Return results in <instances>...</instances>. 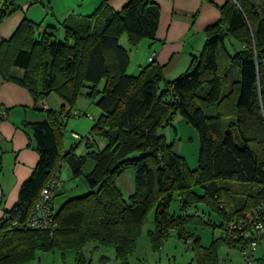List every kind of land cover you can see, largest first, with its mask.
<instances>
[{"label": "trees", "instance_id": "trees-1", "mask_svg": "<svg viewBox=\"0 0 264 264\" xmlns=\"http://www.w3.org/2000/svg\"><path fill=\"white\" fill-rule=\"evenodd\" d=\"M14 8L6 0L0 24ZM220 11V19L207 28L201 52L172 80L165 78L155 58L137 74H128L129 51L120 43L123 35L133 45L142 38H156L160 7L153 0H128L120 11L101 0L77 24L62 23L64 36H58L53 25L36 36L35 22L25 17L12 37L2 41L4 78L28 88L40 105L54 92L70 109L59 116L49 109L50 119L30 126L39 161L21 187L19 203L0 220V264H23L36 251L55 248H73L76 264H88L84 249L92 241L114 246L117 256L126 260L152 210L156 228L150 235L159 246L173 228L185 241L193 237L185 224L193 217L188 211L198 203L216 212L224 229L228 221L264 201V0H228ZM227 38H236L242 48L230 51ZM230 65L240 70V78L232 83ZM14 67L24 71L22 77L11 74ZM85 88L100 109L91 133L105 138L107 145L101 149L95 139L85 140L90 150L86 154L77 155V145L62 153L64 119L72 116ZM212 106L216 113L208 115ZM178 113L199 134L196 169L189 168L175 143L161 132L173 127ZM88 159L95 161L85 174L90 192L70 198L55 212L53 231L27 227L39 193L60 162L79 177ZM128 168L135 172V190L125 198L117 178ZM197 187L204 189L202 194ZM232 193L245 195L238 209L227 206L226 196ZM176 194L179 210L171 213ZM16 221L24 225L15 226ZM199 242L198 236L191 242L201 248L196 250L198 259L211 262L215 242L208 248Z\"/></svg>", "mask_w": 264, "mask_h": 264}, {"label": "crops", "instance_id": "crops-1", "mask_svg": "<svg viewBox=\"0 0 264 264\" xmlns=\"http://www.w3.org/2000/svg\"><path fill=\"white\" fill-rule=\"evenodd\" d=\"M13 6L17 11L5 19L0 24V44L4 39L11 38L16 32L21 20L25 17L35 22L30 8L33 4L46 6L47 12H51V16L47 19L46 25L43 26L40 33L44 30L48 31V26L53 25L57 28V35L64 36V28L62 23L75 25L85 16L91 15L100 5L101 0H73L76 4L61 9L57 4H52L51 0H11ZM128 0H109V4L116 11H120ZM158 3L160 7V20L156 33V38L149 39L145 43L143 50L145 55L140 59L139 67L136 72L147 65L151 60L150 57L155 55V59L163 67V74L167 80L175 75L178 77L184 73L191 65L194 55H198L204 47L207 38V28L217 22L221 17L220 8L228 0H153ZM6 0H0V9L5 7ZM36 24V23H35ZM39 33V34H40ZM120 43L128 49L129 43H123L122 38ZM128 38V37H127ZM128 42V41H127ZM129 51V50H128ZM143 53V52H142ZM135 57V55H134ZM133 57V58H134ZM146 57L148 61L146 62ZM146 62V63H145ZM14 76H23L24 71L20 67H14L11 70ZM227 74L230 83L237 81L240 78V70L234 65H230ZM230 85V84H229ZM230 86H228V92ZM0 106L7 109V117L0 120V220L19 203V192L23 183L30 179L34 168L37 167L40 153L37 150V141L31 133V124L42 120L50 119L49 109L55 110L57 115H61L60 111L67 112L70 107L66 102L56 93H51L41 105L36 103L32 92L21 84L13 80L4 78L0 72ZM79 110L73 111L72 113ZM208 115L216 113V107L212 106L206 110ZM100 114V113H99ZM93 116V124L95 119L99 116ZM71 117V116H70ZM64 133L61 139L62 153L70 149L71 146L77 145L76 154L84 155L88 151L85 140L74 138L67 132L69 125V118L64 119ZM91 127V130H92ZM174 127V126H173ZM75 134L78 132L73 131ZM91 132V131H90ZM69 135V137H68ZM83 137V136H81ZM95 145L98 148H104L107 145L105 138L95 136ZM176 150V148H175ZM177 153H179L176 150ZM95 166L93 159H88L82 168L83 175L73 177L70 166L62 161L58 169L59 179L62 185L58 188L54 207L57 212L61 206L70 198L82 196L90 192L85 174L89 173ZM117 183L120 186L125 198H128L135 190V172L132 168L123 171L117 178ZM232 193L226 196L228 200L227 206L238 209L245 200V195ZM207 206V205H205ZM207 206L206 212H198V210L188 211L193 217H190L185 224V230L200 237L199 244L204 247H210L215 242L213 248V260L211 262L202 263L197 256V249L192 245L191 247L196 251L195 260L199 264H245L239 253V246L233 245L228 241L222 240L223 229L219 227L224 220L217 223L209 213ZM213 211V210H212ZM155 220V215H154ZM211 227L212 239L209 242L203 243L202 237L196 232L198 227ZM156 228V222L154 231ZM214 228H219L218 234ZM177 232L175 228L171 232ZM178 235V232H177ZM179 237V235H178ZM180 238V237H179ZM166 240V239H165ZM190 241V239H188ZM191 243V242H190ZM89 248L85 252V260L88 264H103L107 259L112 260L117 256L114 247L97 245V242L87 243ZM92 247V248H91ZM107 248V249H106ZM55 248L47 251L38 250L34 256L25 261L23 264H76V250L73 253ZM112 249L113 251H111ZM107 250V252H105ZM71 252V251H70ZM118 257V256H117ZM118 260V259H117ZM193 258V262L195 261ZM254 264H264V239L260 242V246L256 252Z\"/></svg>", "mask_w": 264, "mask_h": 264}, {"label": "rangeland", "instance_id": "rangeland-1", "mask_svg": "<svg viewBox=\"0 0 264 264\" xmlns=\"http://www.w3.org/2000/svg\"><path fill=\"white\" fill-rule=\"evenodd\" d=\"M51 1L53 6L57 2V4L60 6L61 9H64L70 6L71 4H76L73 0H51ZM87 2L89 3L92 1L87 0ZM47 9L48 8L46 6L39 4L38 5L33 4L30 8V12L31 14H33V19L35 20L36 23L35 26L36 36H38L43 26L46 25V22L48 21L47 19L52 15L51 12L50 13L47 12ZM16 11L17 9L13 10V12L10 13L5 19L12 16ZM148 41H150L148 38H142L137 44L135 45L131 44L130 46H128L127 49L129 50V64L127 69L128 74L135 75L138 73L136 71L139 67L138 65L140 63V59L143 58L145 55L143 50L145 49V43ZM122 42L125 44L129 43L127 36H124L122 38ZM226 42L228 48L232 52L234 51L235 48L236 49L242 48L241 43L236 38H233L232 42H230L229 38H227ZM147 61H148V57H146V62ZM262 61L264 63V56L262 57ZM176 76L177 75L171 78H176ZM104 84H105V80H103L100 84H98L97 89L102 90ZM95 99H96L95 97H89L87 95V88H85L82 94L77 98L75 104L73 105L74 107L73 111L79 110L81 114H83L84 112L89 114L88 116L69 117V125L67 126L68 129L67 132L69 133V135H71L74 138V140H79L81 136H86L91 131V127L93 124L92 118L93 116L95 117L100 113V109L95 104ZM173 123H174L173 125L174 127L168 126L164 129H161V132L165 134L168 142L173 141L175 143L176 150L186 160V163L189 166V168L196 169L199 164V148H200L198 131L191 124H189L180 113L175 115ZM73 131L78 132V134H75ZM239 187L240 186L236 188ZM239 189L241 191L245 188L241 186ZM196 190L201 194L204 191V189L200 187H197ZM179 199L180 198L178 194H176L170 205L171 213L179 210ZM198 209H199L198 212H201L202 214L203 211L206 212L207 206H205L204 203H198L193 208H191L192 211ZM209 213L217 223L223 220L216 212L210 209H209ZM154 215H155L154 210H152L149 213L147 220L142 227L141 234L137 238L135 248L128 254L126 260L116 256L113 257L112 260L107 259L103 264H199V261L195 260L196 251L191 247L193 244L190 243V242H194V237H191L190 241H185L184 239L178 237L177 232L173 231L169 233V235L166 237V240H163L161 245L159 246L154 245L150 235V230L154 229L155 227ZM215 230L218 234L220 233L219 228L218 229L214 228V231ZM212 231L213 230L211 229V227L201 226L197 228L196 232L202 237L203 243H205V242H209L212 239ZM263 239L264 238H262L261 241ZM97 245L99 244L97 243ZM259 246L260 243L258 244L257 250ZM108 247H113V246H108ZM86 248L88 249L89 246L87 245L85 246V251L87 250ZM110 250L113 251L112 249ZM70 251L69 253H73L74 250L71 249ZM239 251H240L239 253H241V258L243 259L245 264L256 263L255 262L256 252L254 254L255 256L253 258V261L249 262L245 259L240 249ZM105 252H107V250ZM193 258L195 260L194 262H193Z\"/></svg>", "mask_w": 264, "mask_h": 264}, {"label": "built area", "instance_id": "built-area-1", "mask_svg": "<svg viewBox=\"0 0 264 264\" xmlns=\"http://www.w3.org/2000/svg\"><path fill=\"white\" fill-rule=\"evenodd\" d=\"M155 58V55L150 57V60ZM78 112H74L72 116L81 117L88 116ZM7 109L0 106V120L7 117ZM93 141L94 135L89 132L88 135L80 137V139ZM62 185L58 172L47 181L39 197L33 205L32 213L25 221V225L30 228H40L42 230L53 231L57 224L54 221L55 207L54 200L58 188ZM15 226L24 225L19 222H14ZM223 237L238 245L243 256L249 262L253 261L254 254L258 244L264 238V201L258 204L255 208L247 211L242 217L232 219L227 222L223 229Z\"/></svg>", "mask_w": 264, "mask_h": 264}]
</instances>
